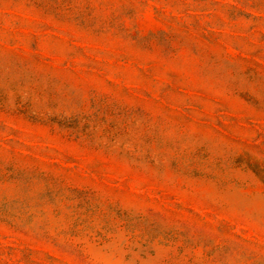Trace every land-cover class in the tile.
Segmentation results:
<instances>
[{"label":"rangeland","instance_id":"obj_1","mask_svg":"<svg viewBox=\"0 0 264 264\" xmlns=\"http://www.w3.org/2000/svg\"><path fill=\"white\" fill-rule=\"evenodd\" d=\"M0 264H264V0H0Z\"/></svg>","mask_w":264,"mask_h":264}]
</instances>
